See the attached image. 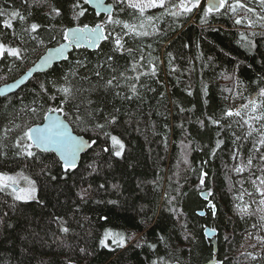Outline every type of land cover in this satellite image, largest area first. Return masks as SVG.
Listing matches in <instances>:
<instances>
[{
  "label": "trees",
  "instance_id": "obj_1",
  "mask_svg": "<svg viewBox=\"0 0 264 264\" xmlns=\"http://www.w3.org/2000/svg\"><path fill=\"white\" fill-rule=\"evenodd\" d=\"M106 1L112 3V0ZM50 2L64 6L63 17L54 20L47 18L45 13L48 5H33L28 8L22 6L23 0H0V6H7L9 10L15 6L22 14L27 15L29 11L32 13L25 23L14 21L15 36L13 29H4L0 25V33L7 36L5 42L8 44H19L16 37L21 34V27H26L27 23L38 22L45 26L51 23L56 26V39H50L51 34L42 28L38 32V39L44 40V44L27 41L24 45L27 52L22 61L11 57L0 61V77H3L0 83L18 76L46 47L62 41L59 34L61 28L76 25V22L72 21V13L67 11L69 0ZM121 16L124 17V14ZM103 18V13L96 16L93 8L89 6L86 17L81 20L93 25ZM162 27L167 29L168 25L163 24ZM211 27L219 30L204 31L202 34L198 20L193 18L182 27H177L175 32L169 31L166 37L153 36L143 39L145 55L150 52L153 57L159 58L157 62L160 70L157 78L161 84H157L155 79L142 78L150 87L156 88V92L140 89L143 92L142 98H133L131 101L108 97L109 102L105 107V111H111L113 105L121 108L120 123L115 126V130L113 127L105 130L112 131L113 134H123L126 159L112 158L108 153H104L102 149L110 146L104 131L92 125L85 127L73 122L71 109L67 105L64 106L65 112L69 114L67 117L63 114V117L68 120L71 129L89 140H96V144L82 152L77 163L79 171L83 172L87 164L95 159L99 172L88 177V180L95 185L105 184V188L90 198L87 204H81L76 196L78 175L69 174L70 178L63 177L62 169L54 163L60 159L52 151L43 155L48 157L46 162L51 166L52 174L57 176L55 181L47 175H37L39 169L31 166L33 162L30 160L15 158L7 164L4 171H20L37 180V197L38 200L44 201V205L36 202H17L19 211L13 212L4 205L5 200L7 204H12L11 197L0 193V211L9 212V222L13 226L20 225L15 232L0 226V264H67L68 260H71L72 264H149L150 260H155L158 256L167 264H204L214 253L212 243L203 232L205 225L216 228V257L223 260L224 264H264V259L260 257L253 262L244 255L246 252L261 253V248L250 247L256 241L247 236L249 231H254L251 224L255 222V218L241 219L234 207L240 203L234 197L239 194L240 184L237 180L242 177L231 171L234 163L229 156L231 133H221L226 146L213 158L208 155L209 148L203 146H214L218 129L215 126L201 128L195 123L196 118L205 111L209 114L213 111L219 114L226 106L235 107L246 102L240 96L234 95V79H225L221 75L222 72L231 76L235 70L236 78L243 81L244 87L247 88L244 96L257 91L256 82L264 76V39L257 37V49L249 50L238 43V33L246 31L242 26H234L227 17H218ZM0 39H3V36H0ZM148 44L152 45L150 49L147 48ZM186 44L189 46L184 47ZM197 44L200 46L199 50L205 54L204 60L210 55L214 58L213 64L204 67L203 61L194 59L198 51ZM101 46L105 52L108 51L106 42H101ZM98 52V49L84 46L73 47L67 53V59L53 63L43 72L34 73L17 91L0 96V126L7 124L12 118L9 101L15 104L18 111L22 107L19 98H24V103L29 104L35 95L34 89L38 91L41 82L46 83L50 89L49 95L55 96L56 89L49 82L62 81V75L75 67L78 60H85L89 67L95 65L97 59L102 58L98 56ZM169 52L174 57L173 66L176 69L172 74H169L168 68ZM119 63L123 65L125 61L120 60ZM80 72L84 74L85 69ZM92 83H96L94 77ZM202 83L207 86L206 95L201 92ZM189 85L193 93L191 96L186 90ZM76 86L90 89L87 82L79 80L76 81ZM160 92H164L165 96L161 97ZM99 96L98 92L84 91L76 102L83 97H89L96 103L99 102ZM225 97L229 99L226 100ZM204 101H207V105ZM40 103L44 104L43 99ZM59 103L60 97L56 100L49 99L44 104V111L35 118L26 117L27 123L33 125L40 122L47 109ZM194 106L193 112L179 111L180 107L191 109ZM189 119L193 123H187ZM182 121L187 128L186 134L177 127ZM100 122L103 123V120ZM233 128L236 130L235 125ZM237 134H240L239 130ZM189 141V149H183L182 142L188 144ZM185 158L189 164L184 163ZM204 161L208 163L204 164ZM201 167L209 174L206 177L207 188L197 187ZM243 175L246 176L247 173ZM113 184L119 185V190L113 189ZM178 186L181 192L186 193L178 198V203L174 202L182 213L179 217L167 210L164 195L165 192L175 195L174 189ZM244 186L251 190L249 184ZM209 189L213 191L214 197H209L208 200L217 205L215 218L209 213L208 200L201 196V191L208 192ZM247 199L245 196V200ZM110 200L117 203H108ZM200 209H204L205 215L197 213L196 210ZM57 216H63L68 221L65 226H70L69 233L59 231L58 224L54 222ZM105 217L107 219H104ZM148 217H151V220H148ZM106 231L112 234L121 233L126 241L131 234L135 233L136 236L134 240L126 242L124 248L117 247L109 239V247L105 248L99 241L104 238ZM35 233L39 235L36 236ZM188 233L191 235L185 239ZM142 236L146 237L148 243H156L163 236L166 243H157L155 252L146 245L135 247L136 241ZM225 236L228 237L227 240ZM25 248H32L34 252L29 255L24 252ZM80 248H86V252H81ZM261 255L264 256V253Z\"/></svg>",
  "mask_w": 264,
  "mask_h": 264
},
{
  "label": "snow or ice",
  "instance_id": "obj_2",
  "mask_svg": "<svg viewBox=\"0 0 264 264\" xmlns=\"http://www.w3.org/2000/svg\"><path fill=\"white\" fill-rule=\"evenodd\" d=\"M33 5H48L45 16L50 20L63 17L65 14L63 5L58 6L50 0H23L22 6L31 8ZM69 5L67 11L72 13V21L76 22V25L59 30L61 38L66 40L68 44H60L52 51L51 56L67 59L65 51L69 45L73 47L86 45L88 48L98 49V56L102 58H98L95 65L91 67L85 60H78L75 67L62 75V81L49 82L56 89L55 96L49 95L50 89L46 83L41 82L38 85L39 90L34 89L35 95L29 104L24 103V98H19V104L22 107L18 111L15 104L9 101L13 113L12 118L7 124L0 126V193L11 197L12 204H7V200H5L4 205L13 212L19 211L17 202L24 204L36 202L39 205H44V201L38 200L37 197V180L25 176L23 172L9 174L13 171L12 169L3 170L15 158L32 161L31 166L39 169L37 175H47L55 181L57 176L52 174L51 166L46 162L48 157L43 154L51 151L58 152L61 159L54 163L62 169L61 175L65 178H70L69 174L79 177L76 196L81 204H87L90 198L105 188L104 183L95 185L88 180V177L99 172L98 163L95 159L87 164L83 172L79 171L77 156L85 147V142L82 138L72 136L67 124L59 116L53 114L62 113L67 117L69 113L65 112L64 107L67 105L71 109L70 114L73 116V122L85 127L92 125L104 131L106 141H110V146L102 149L104 153H108L112 158L126 159V143L122 139L123 134H113L112 131L105 130L109 127H113L115 130V126L120 123L121 108L113 105L111 111H105V107L109 102L108 97L131 101L133 98H142L143 92L140 89L156 92V88L150 87L146 81H142V78L155 79L157 84H161L157 78L160 70L157 62L159 58L153 57L150 52L147 56L145 55V49L142 46L144 38L166 37L169 31L175 32L177 27H182L184 23L193 18L198 20L202 34L209 30L218 31L219 29L211 27L212 22L218 17H227L234 26H242L246 29V31L238 33V43H241L245 48L257 49L259 42L257 37L264 39V0H112V3H105V0H69ZM90 5H94L95 9L100 10L95 11L93 9L96 16H100L101 12L104 14V18L100 22L91 26L81 20V18L86 17ZM31 14V11L27 15L22 14L21 10L15 6L11 10L7 6H0V25L4 29H13L15 36L14 21L19 20L25 23ZM121 14H124V17ZM163 24H167L168 28L164 29ZM42 28L51 34L50 39H56V26L51 23L46 26L38 22L27 23L26 27H21V34L16 37L19 40L18 45L6 43L7 36L0 33V36H3V39H0V61L6 60L8 57L22 61L27 52L24 45L28 40L44 44V40L38 39V32ZM257 29L261 31H257ZM25 34L27 39H25ZM101 42H106L107 52L104 51ZM188 46L187 44L184 45V47ZM151 47V44L147 45V48L150 49ZM196 47L198 51L194 57L195 60L203 61L204 67L214 63V58L210 55L205 61V54L199 50V44ZM167 55L169 56V74H172L176 71L173 66L174 57H172L171 52ZM120 60H124L125 63L121 65ZM81 69H85L84 74H81ZM221 75L225 79H234L236 89L234 95L240 96L246 102L235 107L226 106L220 110L219 114L215 111L211 114L205 111L196 118L195 123L201 128L215 126L218 129L214 146L209 147L207 144L203 146L209 148L208 155L213 158L226 146L225 139L221 138V133L225 131L231 133L229 136L231 142L229 156L234 162L231 171L242 177L237 180L240 189L238 190L239 194L234 197L240 203L235 204L234 207L241 219L255 218V222L251 224V229L254 231H249L247 236L256 241L250 247L259 246L261 253H264V76L256 82L257 91L254 94L244 96L247 88L244 87L243 81L236 78L235 70L231 76L224 72ZM93 77L96 80L95 84L92 83ZM2 78L0 77V79ZM77 80L87 82L90 89L85 90L82 86L77 87ZM186 90L189 96L193 94L190 85ZM3 91L0 89V94ZM84 91L100 93L99 102L94 103L89 97H83L79 102H76ZM201 92L205 95L208 92L207 86L203 83ZM159 95L164 97L165 93L160 92ZM57 97H60V103L47 109V112L52 114L43 117L44 120L48 121L44 127H33L27 123L26 117L35 118L45 110L44 104L49 99L56 100ZM41 99H43L44 104L40 103ZM225 99L227 100L229 97H225ZM204 103L207 105V101ZM194 109L195 106L191 109L180 107L179 111L181 113L193 112ZM101 119L103 123L100 122ZM187 123L191 124L193 121L189 119ZM234 125L236 130L233 128ZM177 127L181 128L185 134L187 133L183 121ZM237 130L240 134H237ZM94 144H96V140L90 139L88 147L90 148ZM190 144L191 141L188 144L182 142L183 149H189ZM96 155L99 156V153ZM184 163L189 164L187 158H185ZM203 163L207 164L208 161ZM108 166L111 167V164ZM193 170L195 171V169ZM245 173H247L246 176L243 175ZM208 175V172L201 167L198 173V188L201 186L207 188L206 177ZM246 183L251 186V190L244 186ZM85 184L86 186H84ZM112 188L119 190V185L113 184ZM174 191L175 195L165 192L166 207L169 212L179 217L182 216V213L179 212L174 202L178 203V198L186 195V193L181 192L180 186L176 187ZM245 196L248 197L247 200H245ZM209 197H214L211 189L208 190L205 199L208 200ZM96 202L99 203L100 201ZM108 203L116 204L117 201L110 200ZM208 204L209 213L215 218L217 205L211 200H208ZM153 215H155L154 211ZM200 215H205V213H200ZM10 219L8 211H0V226L5 230L12 229L15 232L20 225L13 226L9 222ZM148 220H151V217H148ZM54 222L58 224L61 233L70 232V226H65L68 221L63 216L55 217ZM34 235L38 236L39 234L35 233ZM190 235L191 233H188L185 239H188ZM205 235L209 239L216 237V228L209 229ZM135 236V233L131 234L126 241L123 234H112L106 231L104 238L100 239L99 243L107 248L109 247L107 241L111 239V242L117 247L124 248L126 242L134 240ZM224 238L225 240L228 239L227 236ZM157 243H166V238L161 236L156 243H148L146 237L142 236L134 246L143 247L146 245L155 252ZM80 251L86 252V248H80ZM24 252L31 255L34 249L25 248ZM261 253L246 252L244 255L255 262L258 257L264 259ZM213 262L214 264H224V261L219 257H210L206 264H213ZM67 264H72L71 260H68ZM149 264H167V262L158 256L157 259L150 260Z\"/></svg>",
  "mask_w": 264,
  "mask_h": 264
},
{
  "label": "water",
  "instance_id": "obj_3",
  "mask_svg": "<svg viewBox=\"0 0 264 264\" xmlns=\"http://www.w3.org/2000/svg\"><path fill=\"white\" fill-rule=\"evenodd\" d=\"M105 3H108L106 0H105ZM90 7H92L93 9H95V6L94 5H90ZM95 11H100L99 9H95ZM102 13V12H101ZM72 27H74L75 25H71ZM91 26V25H90ZM69 27V26H68ZM60 44H68V42L66 40H62L60 41L59 43L55 44V45H50L48 47H46V49L34 60V62L32 64H30L22 73H20L18 76H16L15 78L11 79V80H8V81H5L3 83H0V89L4 90L2 94H0V96H3L7 93H11V92H14L15 90L17 91V89L22 86L23 84H25L27 81L26 80H29V78L34 74V73H37V72H43L45 70H47L49 67H51V65L55 62H58L62 59H65L64 57H53L51 56V53L52 51L59 47ZM84 47H87L86 45H83ZM73 48V46L69 45L67 48H66V51H65V57L68 56L67 53H69V51ZM88 48V47H87ZM90 49H95V48H90ZM49 114H52V113H48L46 112L45 115H49ZM44 115V116H45ZM53 115H57L60 117L61 120H63L67 126H68V130L69 132L71 133L72 136L74 137H79V138H82L85 142V147L81 150V153L77 156V163H78V160L80 159V155L82 154V152H85L89 147H88V144H89V139L87 137H85L84 135L82 134H78L76 133L75 131H73V129H71V125L69 124L68 120L63 117V114L62 113H54ZM43 116V117H44ZM48 123V121L44 120V118H42V120L38 123H35L33 124L32 126L33 127H36V126H39V127H44L46 124ZM53 153L56 154V156L61 159L60 157V154L58 152H55V151H52ZM203 192V194H202ZM207 191L206 190H203L201 191V196L203 198H205V196H207ZM204 209H200V210H196L197 213L200 215V213H205V211H203ZM212 227L208 226V225H205L204 226V229H203V232H204V235L205 233L211 229ZM206 238H208V236L205 235ZM209 239V238H208ZM210 242L212 243L213 245V256L212 257H216V251H217V238L214 237L212 239H209ZM206 264V262L204 263ZM214 264V262H213Z\"/></svg>",
  "mask_w": 264,
  "mask_h": 264
},
{
  "label": "rangeland",
  "instance_id": "obj_4",
  "mask_svg": "<svg viewBox=\"0 0 264 264\" xmlns=\"http://www.w3.org/2000/svg\"><path fill=\"white\" fill-rule=\"evenodd\" d=\"M257 31H261L260 29H257ZM18 172H20V171H18ZM18 172H10L9 174H15V173H18ZM25 176H28V175H26L25 173H23ZM29 177V176H28ZM31 178V177H30ZM22 184H23V182H21Z\"/></svg>",
  "mask_w": 264,
  "mask_h": 264
}]
</instances>
